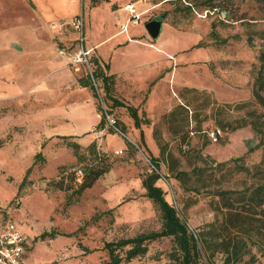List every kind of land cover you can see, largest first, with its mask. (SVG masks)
Masks as SVG:
<instances>
[{
  "label": "rangeland",
  "instance_id": "1",
  "mask_svg": "<svg viewBox=\"0 0 264 264\" xmlns=\"http://www.w3.org/2000/svg\"><path fill=\"white\" fill-rule=\"evenodd\" d=\"M133 1L144 12L131 27L134 43L145 53L159 47L160 57L116 50L126 44L115 37L127 20L113 0H0V64L22 49L18 30L28 28L48 48L35 57L36 67L69 77L58 96L34 97L35 107L49 114L40 126L12 121L15 106L0 96V209L10 208L25 232V264H109L106 241L159 230L160 210L142 185L150 162L158 164L156 184L198 237L199 264H264V144L257 145L264 137V106L253 95L264 0ZM211 4L216 9L209 12ZM79 13L94 46L90 68L73 60L76 42L66 46L75 29L58 24ZM155 16L163 17V29L152 39L144 24ZM92 58L113 75L108 91L101 78H91L95 90L84 85L95 68ZM110 58L125 72L106 69ZM8 84L0 74V88ZM184 87L202 93L184 98ZM128 106L142 118L139 127ZM60 108L66 112L58 123L52 114ZM72 108L82 114L77 129L69 128ZM105 111L120 131L108 125ZM240 117L257 120L260 132L218 122ZM95 164L108 170L77 193L73 170ZM62 175L65 187L59 188L54 182ZM175 245L172 236L154 240L143 256L120 264H170Z\"/></svg>",
  "mask_w": 264,
  "mask_h": 264
},
{
  "label": "trees",
  "instance_id": "2",
  "mask_svg": "<svg viewBox=\"0 0 264 264\" xmlns=\"http://www.w3.org/2000/svg\"><path fill=\"white\" fill-rule=\"evenodd\" d=\"M99 0H92L93 3L98 2ZM215 10V5L211 4L210 9L207 11ZM224 12L225 17L228 16L227 10H221ZM93 64L95 68L92 70V76L88 75L87 81L84 85H89L91 89H96L95 85L92 83L91 78L94 80L101 78V82L105 90L108 91L109 84L112 83L113 75L106 74L98 62L97 58H92ZM259 67L255 72L254 78V87H253V95L255 101L262 106H264V46L261 48L258 55ZM104 67L108 69V64H104ZM181 95L185 98L184 94L194 93L200 94L202 92L198 91L196 88H188L184 87L180 92ZM95 95L97 92L95 91ZM205 95V94H204ZM113 99V104L121 105V102ZM188 100L183 104L184 107L188 105ZM182 105V106H183ZM131 116L134 119L135 126L139 127L142 122V118L137 113V110L133 106H128ZM250 115H254V112H250ZM103 118L101 119V122ZM148 122V120H144ZM219 124L226 129H236L239 127H243L245 125H251L252 129L258 133L260 129L258 128L257 120L253 118L240 117L231 122H225V124H221V121H218ZM264 144V137L261 138L260 142L257 145ZM94 147V145H92ZM156 161V160H154ZM149 163V162H148ZM153 164V165H151ZM150 165V173H148L142 180V185L146 189V196L150 198L159 208L162 218V225L159 230L150 231L147 233H140L132 237L128 238H120L118 240L106 241L103 245L108 252L109 256V264H120L121 262L130 261L131 259L137 256H143L147 250L150 242L154 240H158L164 237L172 236L176 247L169 254L175 262H171L170 264H199V250H198V237L192 231L189 230L188 225L185 220L181 218L178 214L176 207L169 202L164 195L163 188L156 184L160 175L157 170V162L149 163ZM83 170V169H82ZM108 167L102 166L100 164H95L93 166H89L83 170V178L81 182L76 183L77 193H80L85 188L90 187L93 183L106 171ZM186 172L182 171L179 175L176 176L177 179L181 180L180 175H185ZM74 182L75 180V170L72 172V178ZM55 186L59 188H64V175L61 176L60 180H56L54 182ZM259 190H255L252 194L260 195L258 193ZM201 240L204 239V234L200 235ZM205 240V239H204ZM252 263V262H251Z\"/></svg>",
  "mask_w": 264,
  "mask_h": 264
},
{
  "label": "crops",
  "instance_id": "3",
  "mask_svg": "<svg viewBox=\"0 0 264 264\" xmlns=\"http://www.w3.org/2000/svg\"><path fill=\"white\" fill-rule=\"evenodd\" d=\"M117 2V5H119L118 11H121L126 15V19L129 17V13L127 10L124 9V6L127 4H138L137 1L133 0H113ZM139 10L141 7L136 6ZM71 9V8H69ZM73 9V8H72ZM74 11V9H73ZM72 11V12H73ZM108 15V13H107ZM76 16V15H75ZM108 23H112V19L109 18ZM139 24V23H138ZM136 24V25H138ZM134 24H128L127 30L122 32L120 29V25L118 24L119 30L118 35L115 37L116 41H126V44L123 46V48L116 49L118 51L120 50H132L134 53H143L144 56L148 55L150 58L160 57V52L162 50L159 47H156L152 45V49L150 48L147 53L143 52L136 43H134L133 36L136 35L135 31L131 30V27ZM25 30V31H24ZM61 32H64L61 29H58ZM74 36L71 38H68V44L66 46L75 45V42L77 44V32L73 29H69ZM19 34L21 39H16V42L19 43V45L22 46V49L20 50H12L9 52V55L7 58H2V63L0 64V74L5 80L9 82L8 89L4 86L3 88H0L1 97H9V102L12 104V106H15V112L16 115L13 117V120L15 123H17L19 126L32 128L34 127V122L36 121L39 126L42 125L43 120L48 117V113L43 109H39L35 107L34 104V97H38L40 95H44L46 97H50V95L53 97L58 96V93L61 90V87L65 83V80H69V77L66 76V78H63V76H58L57 74L47 75L48 73H42L40 69H38L35 65V57L42 56V53L44 50H47L46 44H40L38 42H35L33 40V35H28L29 30L28 28L25 29H19ZM65 31H68L65 30ZM85 34H86V45L87 47H90L94 50V46H92L88 41L87 31L85 28ZM122 36V37H121ZM11 40H13L11 38ZM41 45V46H40ZM40 46V47H39ZM122 46V45H121ZM113 48V46H111ZM111 48V51L113 50ZM115 51V50H114ZM113 51V52H114ZM113 53L111 54L112 57ZM143 56V57H144ZM102 57V56H101ZM104 60V59H103ZM142 60V58H141ZM141 60L137 61L136 64H138ZM105 61V60H104ZM108 64V68H110L111 72L114 73H124L123 69H115L113 68L111 58L106 60ZM79 68V67H77ZM81 91V90H80ZM55 96V97H56ZM72 111H70L72 114L69 116L71 118V122L69 124L70 129H77L82 126V117L80 113V109L72 108ZM65 108H60L54 111L52 116L54 117L56 114L58 115L57 122L59 123V117L65 118ZM56 113V114H55ZM63 129L67 128L65 124L62 126ZM22 231V230H21ZM25 233L24 231H22ZM27 247V241L25 244V250ZM25 254V252H24ZM23 264H25V260L23 259Z\"/></svg>",
  "mask_w": 264,
  "mask_h": 264
},
{
  "label": "built area",
  "instance_id": "4",
  "mask_svg": "<svg viewBox=\"0 0 264 264\" xmlns=\"http://www.w3.org/2000/svg\"><path fill=\"white\" fill-rule=\"evenodd\" d=\"M124 9L128 11L129 17L126 23H120V29L122 32L127 30L128 24H138L143 15V10H139L134 4H127ZM224 16V12H222ZM60 27L70 24L77 32V49L73 53V60L76 62H82L90 68V57L92 48L86 45L85 34V22L82 13L76 15L73 19L66 22L61 21L58 23ZM56 25V23H53ZM60 54H64V50L60 49ZM92 76V71L90 72ZM104 117L108 125L114 128L116 131L120 129L116 126V121L111 114L107 111L104 113ZM102 130L100 129L99 132ZM220 130H212L211 135L216 137ZM150 162V161H149ZM151 163V162H150ZM153 165V164H151ZM83 178V170L77 168L75 170V180L81 182ZM27 238L26 235L18 227V224L13 220V212L10 208L0 209V264H23L25 244Z\"/></svg>",
  "mask_w": 264,
  "mask_h": 264
},
{
  "label": "water",
  "instance_id": "5",
  "mask_svg": "<svg viewBox=\"0 0 264 264\" xmlns=\"http://www.w3.org/2000/svg\"><path fill=\"white\" fill-rule=\"evenodd\" d=\"M145 29L152 39H157L163 29V17L155 16L144 24Z\"/></svg>",
  "mask_w": 264,
  "mask_h": 264
}]
</instances>
